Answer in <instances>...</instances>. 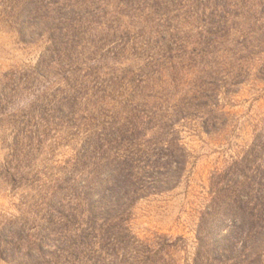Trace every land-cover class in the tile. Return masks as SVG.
I'll return each instance as SVG.
<instances>
[{"label": "rangeland", "instance_id": "rangeland-1", "mask_svg": "<svg viewBox=\"0 0 264 264\" xmlns=\"http://www.w3.org/2000/svg\"><path fill=\"white\" fill-rule=\"evenodd\" d=\"M0 264H264V0H0Z\"/></svg>", "mask_w": 264, "mask_h": 264}]
</instances>
